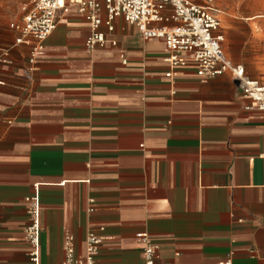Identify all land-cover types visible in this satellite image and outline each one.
<instances>
[{"label": "crops", "instance_id": "1", "mask_svg": "<svg viewBox=\"0 0 264 264\" xmlns=\"http://www.w3.org/2000/svg\"><path fill=\"white\" fill-rule=\"evenodd\" d=\"M27 1L0 43V264H29L35 193L39 264H61L67 232L82 258L89 231L102 238L93 264H144L140 232L158 248L154 264H264V112L245 109L228 73L166 77L162 40L121 17L88 53L74 5L27 77L30 48L15 43Z\"/></svg>", "mask_w": 264, "mask_h": 264}, {"label": "built area", "instance_id": "2", "mask_svg": "<svg viewBox=\"0 0 264 264\" xmlns=\"http://www.w3.org/2000/svg\"><path fill=\"white\" fill-rule=\"evenodd\" d=\"M216 0H28L23 6L21 22L15 25L18 35L16 44L30 48L26 76L30 77L35 58L43 51V43L55 29L60 14L67 13L74 5L89 24V34L84 46L92 53L107 40L100 31L104 25L108 32L113 30L112 22L121 17L136 26L145 40H162L166 52L168 71L172 78L183 67H191L202 80L228 73L238 85L241 95L250 100L245 109L264 112V80L250 78L239 63L230 61L223 51L224 34L221 27V10ZM112 44L115 42L110 41ZM28 222L24 238L30 245L29 264H39V240L41 233L38 195L26 197ZM89 200L88 211H93ZM141 243L144 264H154L158 258L157 246L146 232L136 234ZM102 238L93 231L85 237L84 255H74L73 237L65 234V256L61 264H93ZM216 264H232L230 259Z\"/></svg>", "mask_w": 264, "mask_h": 264}, {"label": "rangeland", "instance_id": "3", "mask_svg": "<svg viewBox=\"0 0 264 264\" xmlns=\"http://www.w3.org/2000/svg\"><path fill=\"white\" fill-rule=\"evenodd\" d=\"M24 0H0V43L14 39L11 24L21 15ZM221 10L223 51L244 58L245 65L264 73V0H216ZM241 40L245 45H241Z\"/></svg>", "mask_w": 264, "mask_h": 264}]
</instances>
